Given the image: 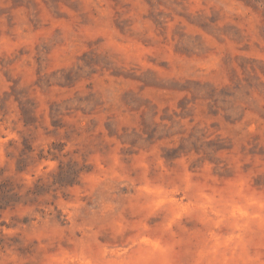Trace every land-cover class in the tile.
<instances>
[{
  "label": "rangeland",
  "instance_id": "1",
  "mask_svg": "<svg viewBox=\"0 0 264 264\" xmlns=\"http://www.w3.org/2000/svg\"><path fill=\"white\" fill-rule=\"evenodd\" d=\"M2 180L0 264H264V0H0Z\"/></svg>",
  "mask_w": 264,
  "mask_h": 264
},
{
  "label": "trees",
  "instance_id": "2",
  "mask_svg": "<svg viewBox=\"0 0 264 264\" xmlns=\"http://www.w3.org/2000/svg\"><path fill=\"white\" fill-rule=\"evenodd\" d=\"M64 166L59 165V172H63ZM71 170H73L72 168H70ZM73 173V179L76 177V173ZM79 174V173H77ZM71 178V177H69ZM44 187V184H40L39 182H36L34 184V188L33 189H29L27 190V192L25 194H20L17 191H14L12 185L5 180L0 181V212H4L7 209H15L18 206L22 205V206H30L29 204H32L31 202L36 199V197L40 196V190ZM27 198V200H26ZM5 226V223L2 222L0 223V227ZM1 233V232H0ZM4 240V236L0 235V250L8 247H13L15 245H12L10 243H8L7 241H3Z\"/></svg>",
  "mask_w": 264,
  "mask_h": 264
}]
</instances>
